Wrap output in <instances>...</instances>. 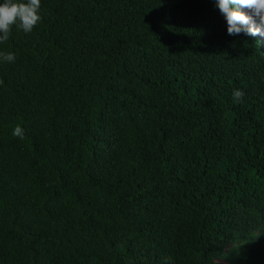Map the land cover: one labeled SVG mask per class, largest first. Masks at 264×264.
I'll use <instances>...</instances> for the list:
<instances>
[{"label": "trees", "instance_id": "obj_1", "mask_svg": "<svg viewBox=\"0 0 264 264\" xmlns=\"http://www.w3.org/2000/svg\"><path fill=\"white\" fill-rule=\"evenodd\" d=\"M39 12L0 43V264H264V37L213 0Z\"/></svg>", "mask_w": 264, "mask_h": 264}, {"label": "clouds", "instance_id": "obj_2", "mask_svg": "<svg viewBox=\"0 0 264 264\" xmlns=\"http://www.w3.org/2000/svg\"><path fill=\"white\" fill-rule=\"evenodd\" d=\"M40 3L41 0H0V43L9 39L13 25L25 33L31 32L41 20ZM213 3L225 21L227 35L242 33L245 36L264 37V0H213ZM241 7L249 9L251 16L241 12ZM253 17L258 21L255 25ZM14 60L15 56L11 52L0 53V61L11 63ZM243 95L242 90H233V102H239ZM12 135L22 139L23 129L15 127Z\"/></svg>", "mask_w": 264, "mask_h": 264}, {"label": "rangeland", "instance_id": "obj_3", "mask_svg": "<svg viewBox=\"0 0 264 264\" xmlns=\"http://www.w3.org/2000/svg\"><path fill=\"white\" fill-rule=\"evenodd\" d=\"M240 11L243 12L245 15L251 16V11L247 8L241 7ZM252 19H253V24L255 25L257 23V19L255 17H253Z\"/></svg>", "mask_w": 264, "mask_h": 264}]
</instances>
